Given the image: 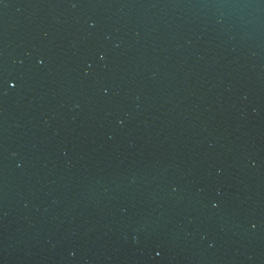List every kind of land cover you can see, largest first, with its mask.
Wrapping results in <instances>:
<instances>
[{
	"label": "water",
	"instance_id": "95a60500",
	"mask_svg": "<svg viewBox=\"0 0 264 264\" xmlns=\"http://www.w3.org/2000/svg\"><path fill=\"white\" fill-rule=\"evenodd\" d=\"M0 264H264V0H0Z\"/></svg>",
	"mask_w": 264,
	"mask_h": 264
}]
</instances>
